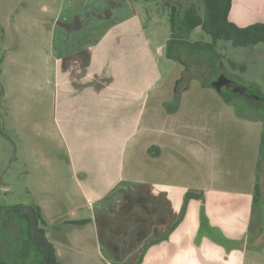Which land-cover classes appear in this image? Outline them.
<instances>
[{
  "label": "crops",
  "instance_id": "1",
  "mask_svg": "<svg viewBox=\"0 0 264 264\" xmlns=\"http://www.w3.org/2000/svg\"><path fill=\"white\" fill-rule=\"evenodd\" d=\"M46 1L1 0L0 18L53 14L47 43L54 120L81 202L71 200L64 210L42 202L30 206L47 241H55L62 227L91 228L93 253L85 256L99 264H207L226 253L223 246L230 259L240 245L258 239L263 228L253 231L249 218L228 225L218 217L228 191L201 186L210 179L200 161L206 137L183 138L186 123L175 117L192 102L182 95L191 86L173 87L171 97L158 99L159 45L146 32L143 1ZM228 20L239 28L264 24V0H231ZM185 155L195 162L192 171L182 167L176 175L171 161H188ZM143 161L152 166L149 177L138 171ZM251 166L247 190L235 196L254 216ZM52 250L55 264H62L58 258L67 253Z\"/></svg>",
  "mask_w": 264,
  "mask_h": 264
},
{
  "label": "rangeland",
  "instance_id": "2",
  "mask_svg": "<svg viewBox=\"0 0 264 264\" xmlns=\"http://www.w3.org/2000/svg\"><path fill=\"white\" fill-rule=\"evenodd\" d=\"M143 3L146 32L152 36L153 43L159 45L161 81L158 87L160 92L156 94L158 99L164 101L171 97L173 87L174 91L179 92L191 86L182 95L184 100L192 102L183 106L186 109L181 110V117H175L181 123H186L185 126L182 124L183 138L186 139L188 134L196 138L198 135L206 137V153L202 154L200 161L206 163L210 179L201 186L213 189L218 186V189L228 191L229 197L221 200L226 208L218 210V217L225 223L239 225L249 218L248 224L253 231L260 226L264 229V120L254 119L258 116L252 107L254 104L245 98L225 96L207 86L212 84L217 72L216 63L219 62L221 70L234 76V81L245 85L247 83L244 82H251L264 95V46L233 48L227 42H219L217 55L185 45L167 53L169 25L164 3L162 0L153 4ZM3 10L4 7L0 6V11ZM42 16L8 18L4 14L5 18H0V206L17 207L18 211L20 207L40 202L55 204L57 210L69 209L71 200L74 203L81 202L54 120L52 62L47 43L53 14L50 11ZM192 36L193 41L208 40L200 29H196ZM189 78L191 81L186 83ZM175 81L179 83L174 86ZM215 96H218V100L214 99ZM257 108L260 114H264L263 108L259 105ZM184 143L187 140L183 142V145H187ZM190 154L194 158L193 151ZM190 158L187 157L186 161L181 156H174L169 168L176 175L181 173L182 167L185 168L184 172H190V165L195 164L190 162ZM193 158L191 161H194ZM252 164L256 167L254 216L248 215L241 197L235 196L236 192L247 190L250 184L247 180L250 182L252 178ZM140 170L142 176L149 177L152 174V166L148 161L142 162ZM213 176L217 177L218 182L214 181ZM11 217L13 221L16 220V213H11ZM260 222L262 225H259ZM62 228L65 229L55 241L48 238L50 244L54 243L52 247L56 252L62 247L67 253V257L63 254L61 259L58 258L60 263L99 264L97 260L88 259L93 253L91 228ZM262 231L255 241L251 239L246 242V246L240 245V250L236 248L240 253L236 252L230 259H225L228 251L223 246L226 253L218 254L217 262L207 264H264ZM81 235L86 238L84 247L78 240ZM0 243L5 250L4 240ZM255 244L256 247L260 246L254 248ZM247 250L253 251L250 253ZM31 255L28 259H31Z\"/></svg>",
  "mask_w": 264,
  "mask_h": 264
},
{
  "label": "trees",
  "instance_id": "3",
  "mask_svg": "<svg viewBox=\"0 0 264 264\" xmlns=\"http://www.w3.org/2000/svg\"><path fill=\"white\" fill-rule=\"evenodd\" d=\"M142 1L146 4H153L158 0ZM162 1L167 12L169 25V39L166 45L167 53L172 52L174 48L185 45L192 49L208 50L215 54L219 42H227L233 48H245L255 45L264 46V24H254L239 28L228 20L231 0ZM196 29H200L208 40L193 41L192 35ZM1 34L2 29L0 28ZM12 209L11 207L7 208L11 212H15L17 207L14 210ZM19 224L23 235L20 236V239L15 238L12 240L15 246L13 259L6 261L0 256V264H44V252L32 236L27 212L20 214ZM28 252L32 253L31 262H27L26 259Z\"/></svg>",
  "mask_w": 264,
  "mask_h": 264
},
{
  "label": "flooded vegetation",
  "instance_id": "4",
  "mask_svg": "<svg viewBox=\"0 0 264 264\" xmlns=\"http://www.w3.org/2000/svg\"><path fill=\"white\" fill-rule=\"evenodd\" d=\"M215 55H217V53H215ZM216 64H217L216 76H215L212 84H208L207 86L211 85L212 88H214V85L217 84L218 82H220V80L223 77H225L226 79H228L231 82L223 80L224 83H222L223 85H220L219 93L225 94V96H232V95L235 96L236 95V96L245 98L250 103H253L254 105H252V107L254 108L255 113L258 115L254 119H256V118L258 120L262 119V121H263L264 120V114H262V113L260 114V110L257 111L259 109L257 107L259 105V107L263 108V111H264V95L261 94L259 89L254 84H252L251 82H247L245 80L246 82H244V83H247V85H245V84H241V83L234 81V79H232V77H234V76L223 72L221 70L222 65H220L219 62H217ZM239 79H241V78H239ZM241 80H244V79H241ZM189 81H191V78H189L186 83H189ZM233 84H234V86H233ZM235 85L238 86L239 88H235ZM247 108L250 109V107H247ZM254 121H256V120H254ZM257 122H261V121H257ZM27 207L31 208L30 206H24L23 208L20 207V211L15 209V212L14 211L13 212L16 213L17 217H16V220L13 221V219L11 217V213H13V212H11L10 210H7V208H9V207L0 206V241L3 242V240H4V243L6 244V248L4 250V249H2L1 243H0V251H1L0 256L3 257L6 261L12 260L13 255L15 253V246L13 244L14 241H12V240H14L15 238L20 239V236L23 235L22 228L19 224V221H20V214L21 213L27 212V214H28V211L26 210ZM12 210H14V208ZM17 212H19V213H17ZM33 212H34V210H33ZM34 216H35V213H34ZM28 218H29V214H28ZM35 219H36V217H35ZM36 223H37V220H36ZM37 226H38V224H37ZM29 227H30V223H29ZM30 230H31V228H30ZM31 233H32V231H31ZM32 236H33V234H32ZM30 255L31 254H29V252H28L26 255L27 260L32 259V255H31V259H28L29 258L28 256H30ZM45 257L46 256H45V252H44V264H45ZM52 264H55L54 259H53Z\"/></svg>",
  "mask_w": 264,
  "mask_h": 264
},
{
  "label": "water",
  "instance_id": "5",
  "mask_svg": "<svg viewBox=\"0 0 264 264\" xmlns=\"http://www.w3.org/2000/svg\"><path fill=\"white\" fill-rule=\"evenodd\" d=\"M223 80L229 81L228 79L223 77L220 80V82H218L217 84L214 85L216 92H219L220 85H223L222 83H224ZM229 82H231V81H229ZM233 86H234V84H233ZM235 88H239V87L235 85ZM26 210L28 211V214H29V223H30V228H31L33 237H34L35 241L37 242V244L39 245V247L42 248V250L45 252V256H46L45 257V264H52L53 259H54L52 247H51L50 243L47 241V239L44 237V235L41 233V231L39 230L37 223H36V219H35L33 210L29 207H27Z\"/></svg>",
  "mask_w": 264,
  "mask_h": 264
}]
</instances>
